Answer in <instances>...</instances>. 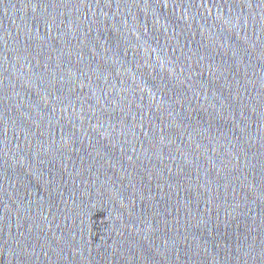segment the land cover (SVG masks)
<instances>
[{
  "label": "water",
  "instance_id": "water-1",
  "mask_svg": "<svg viewBox=\"0 0 264 264\" xmlns=\"http://www.w3.org/2000/svg\"><path fill=\"white\" fill-rule=\"evenodd\" d=\"M0 264H264V0H0Z\"/></svg>",
  "mask_w": 264,
  "mask_h": 264
}]
</instances>
